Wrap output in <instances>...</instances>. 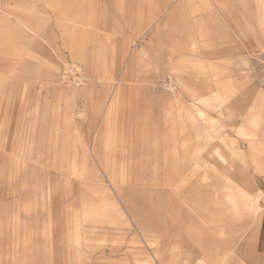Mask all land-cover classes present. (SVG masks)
<instances>
[{
  "label": "rangeland",
  "instance_id": "obj_1",
  "mask_svg": "<svg viewBox=\"0 0 264 264\" xmlns=\"http://www.w3.org/2000/svg\"><path fill=\"white\" fill-rule=\"evenodd\" d=\"M0 264H264V0H0Z\"/></svg>",
  "mask_w": 264,
  "mask_h": 264
}]
</instances>
